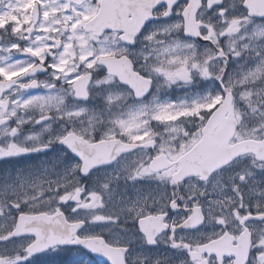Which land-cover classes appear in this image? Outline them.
<instances>
[{
  "label": "flooded vegetation",
  "instance_id": "1",
  "mask_svg": "<svg viewBox=\"0 0 264 264\" xmlns=\"http://www.w3.org/2000/svg\"><path fill=\"white\" fill-rule=\"evenodd\" d=\"M11 1L13 5L9 17L15 20L23 15L24 5L19 0ZM131 1L134 0H88V3L96 10L95 15L103 7L104 12L111 13L110 18L113 19L114 13H123ZM224 1L225 7L228 3L233 8L232 0ZM239 1V9L243 12L241 0ZM149 3L150 0H138V4L145 10ZM184 4L180 2L176 8L171 9L173 16L179 13L178 10ZM204 8L207 9L205 3L201 9ZM165 10L154 8L152 13L160 17L152 19L147 31L139 33L133 43L120 42L118 45L127 49V54L137 69L143 66L147 70L143 53L148 42L144 36L156 31L157 23L163 24L169 20L161 17ZM205 11L213 13V10ZM176 16L179 18V15ZM199 20L205 22L202 16ZM120 34H123L122 31ZM104 35H111V30L105 29ZM14 58L25 57L17 53ZM154 60L155 57L149 63H154ZM92 71L90 95L86 100H79L66 92L64 109L53 111L52 119L46 118L45 122L37 123L41 115L39 109L26 117L30 122L21 127L17 142L27 145L24 132L28 125L36 123L46 126L41 137L48 142L27 146L35 149L51 142V150L0 158V168L11 163H14L13 169L20 171L32 164L40 168L39 164L44 162V154L52 153L51 158H46L56 173L52 184L54 196L65 207L70 222H81L78 237L98 239L101 250L110 248L120 258L122 254L124 258L127 251V264H244L248 259L249 249H261L260 252H254V256L264 255V220L259 219L264 216V162L258 161L252 154L236 158L206 179L193 176L177 184L172 181V173L178 168L177 158H172L170 150L162 148L156 135H153L140 140H153L152 147L122 154L109 165L91 169L86 175L82 173V160L72 159L64 146L55 144L56 137L71 130L89 142H92L94 136L97 139L112 136L130 141L122 133L92 132V106L100 104L101 93L110 91L108 89L115 92L129 91L117 79L97 85L95 81L102 79L106 73L103 65ZM50 72V69L38 72L36 76L40 80L51 79ZM56 83L58 87H66L62 81ZM43 91L31 89L27 94ZM137 103L139 101L131 98V105ZM79 107H84L87 111L79 116L67 115L69 110ZM45 115L47 116V110ZM115 118L116 121L121 120L119 111L115 113ZM160 153L169 157L171 165L153 171L149 168V163ZM242 159L247 172L239 174L240 180H227L234 163ZM62 195L66 197L65 201L60 200ZM68 248L86 252L78 246ZM68 248L63 251L67 252ZM87 257V263L95 262L92 257ZM99 264L109 263L103 260ZM120 264H124V260Z\"/></svg>",
  "mask_w": 264,
  "mask_h": 264
},
{
  "label": "snow or ice",
  "instance_id": "2",
  "mask_svg": "<svg viewBox=\"0 0 264 264\" xmlns=\"http://www.w3.org/2000/svg\"><path fill=\"white\" fill-rule=\"evenodd\" d=\"M24 5L23 15L15 20H7L0 23V158L16 157L33 151L49 149L53 144L40 145L32 149L27 145L17 142L21 127L30 121L26 119L28 114L36 109L40 110V119L37 123L52 119L53 111H62L65 107L66 92L73 97L87 99L90 95L89 84L92 79L93 69L103 65L106 73L102 79L95 83H108L118 79L129 89V95L137 98L144 97L153 84V75L163 78L166 85H174L177 82L189 84L193 80V73L205 80L214 79L219 83L217 94L210 93L197 95L191 99L181 101L159 102L153 98L150 103H139L129 113V119L117 120L123 133L131 134V130L139 128L136 121L145 111L152 110L156 113V119L161 120L171 109L196 110L209 109V115L220 107V101L225 95L227 100L223 103L232 107V89L224 86L228 59L230 56L239 57L250 48L248 43L238 42L233 37L240 33L241 19L227 17V8L223 0H207L209 10L218 15V22L212 20L193 21L192 16L186 10H181L180 20L172 19L170 8H176L178 0H159L155 8H164V18L172 22L163 29L165 33H179L199 38L208 44L201 47L196 39H175L167 43L155 42L157 31H151L144 36L148 42L143 59L147 66L137 69L133 60L129 58L127 49L118 46L120 42L133 43L139 33L146 32L151 24V17L141 19L135 26L130 27L118 22L92 20L95 9L91 8L88 0H20ZM195 5L203 6L201 0H195ZM147 7H152L149 3ZM248 17H264V5L256 4L251 0H243L241 5ZM105 29H111V35H104ZM122 31V35L120 34ZM257 35L264 37V28ZM245 39V37H244ZM20 53L24 59H15V54ZM255 66L243 73L244 80L264 81V49H260ZM155 57L154 63H149ZM164 57V59H161ZM215 62H220L222 67L214 70ZM51 70V79L40 80L36 76L38 72ZM143 69V71L141 70ZM57 81H62L66 87H58ZM242 82V81H241ZM31 89H43V92L27 94ZM253 93H244L245 98ZM118 95L107 96L108 103H115ZM243 100L241 104H243ZM247 108V105H244ZM47 110V116L45 115ZM257 110H264V103L259 104ZM87 111L84 107L69 110L67 115H82ZM62 118V117H61ZM142 137H133L141 139ZM35 139L34 136L28 137ZM150 142V141H149ZM116 143L112 136L107 139L96 136L90 143L69 130L64 135L56 137L55 144L64 146L65 151L72 159L82 160L83 174H88L91 167L88 164L83 145L89 149H100L101 146ZM121 147L130 148L131 145L123 144ZM119 150V149H118ZM75 154V155H72ZM61 201L66 197L61 196ZM24 205L9 204L8 212L16 214L21 219H40L25 217ZM43 219L52 220L51 217ZM259 219L264 220V216ZM15 234L7 236L0 243L8 244L16 240ZM151 239V237H149ZM261 249H249L248 259L244 264H264V255L254 256V252ZM16 248H0V264H27L26 261L16 259ZM124 264H127V251H125Z\"/></svg>",
  "mask_w": 264,
  "mask_h": 264
},
{
  "label": "rangeland",
  "instance_id": "3",
  "mask_svg": "<svg viewBox=\"0 0 264 264\" xmlns=\"http://www.w3.org/2000/svg\"><path fill=\"white\" fill-rule=\"evenodd\" d=\"M20 1V0H19ZM235 1V0H234ZM232 1V6L227 8V17L241 19L240 33L233 38L241 43H248L250 48L245 50L241 56H230L227 64L225 77L229 75L223 83L227 88L232 89L234 94V108L238 114L239 125L235 138L245 137H261L264 135V110H257L259 104L264 103V81L259 80H244L243 73L252 69L258 62L257 54L260 49H264V37H259L257 33L264 28V20H248L244 18L241 11L238 10L236 3ZM13 5L11 0H0V23L7 20H12L9 16L10 8ZM9 17V18H8ZM202 17L205 22H218L219 17L215 13H203ZM172 19L178 20L177 16ZM169 20L163 24L156 25V31L159 33L155 37V42L167 43L175 39H183L179 33H165L164 27L170 24ZM245 37V39H244ZM2 42V41H1ZM201 47H203L201 45ZM164 59V57H161ZM222 67L220 62H215L214 70L218 71ZM154 87L150 96L143 102L150 103L153 98L159 102L181 101L184 99H191L197 95L210 93L212 96L219 92L216 89V82L214 79L205 80L193 73V80L189 84L177 82L174 85H166L163 83V78L153 75ZM242 81V82H241ZM251 92V97L245 98L244 93ZM110 94L118 95V100L115 103H108L107 96ZM100 104L92 106V132H108V133H122L127 138L133 137H147L156 135L160 141L162 148L170 150L172 156L178 155L180 152L186 150L199 137V128L206 118L209 109L196 110L192 112L190 109H171L161 120L156 119L158 113L148 110L142 113L136 123L139 128L131 130V134L123 133L119 125L116 124L115 113L117 111L121 114L122 120L129 119V113L135 109L139 104L129 105L128 95L122 92L104 91L101 93ZM243 100V104L241 101ZM244 105H247L245 108ZM46 126L36 124L28 125L25 130L27 145L34 146L37 144H44L46 141L41 137V133L45 132ZM34 136L35 139L29 140L28 137ZM42 139V140H41ZM142 152H140L141 154ZM49 155H52L50 153ZM30 159V158H29ZM47 162V158H43ZM49 163V162H47ZM244 159L234 163L230 169V178L227 180H240L239 174L247 172L244 166ZM41 167L36 168L34 164L28 166L27 169L20 171V169H13L14 163L0 168V233L9 236L11 225L14 221L12 213L8 212L9 204L24 205V211L42 210L45 212H52L59 207L58 200L51 193L53 184V169L47 168L42 164ZM225 195V193L223 194ZM27 241L24 239H16L3 244L0 248L15 247L16 259L26 261L27 264H57V259L61 257L65 251H51L42 255L37 259H31L27 253L24 252V246ZM87 260L82 254H75L73 259L74 264H86Z\"/></svg>",
  "mask_w": 264,
  "mask_h": 264
},
{
  "label": "water",
  "instance_id": "4",
  "mask_svg": "<svg viewBox=\"0 0 264 264\" xmlns=\"http://www.w3.org/2000/svg\"><path fill=\"white\" fill-rule=\"evenodd\" d=\"M188 1L189 3L184 10L190 13L193 21H196L195 15L199 6L195 5V0ZM251 2L264 5V0H251ZM101 14L106 16L105 12H101ZM194 39L200 40L199 38ZM231 95L233 97L232 93ZM227 99L228 96L225 95L223 101ZM223 101L220 103V107L216 108L215 112H212L209 116L202 129L201 138L179 158L180 167L173 174V179L176 182H180L194 175H199L204 179L213 171L230 163L236 157L247 153H252L258 160L264 161V137L262 139L246 138L232 144L230 143L238 123L233 107L229 108ZM115 141L116 143L101 146L99 150L89 149L84 145L82 146L91 168L109 164L120 154L145 145L124 143L120 140ZM123 144L131 145V147L123 148L121 147ZM25 217L40 218L21 219L18 217L16 226L12 231V234L17 236H34V240L26 247L29 254L35 255L56 245L64 246L76 243L88 249L96 258L102 259L103 252L97 245L92 247L93 242L91 240L82 239L76 242L70 241L71 236L78 230V227L65 221L61 212L54 214H26ZM43 217H51L52 220L43 219ZM108 255L109 260L112 262L110 259L111 252H108ZM120 262L121 258L117 256L114 264H120Z\"/></svg>",
  "mask_w": 264,
  "mask_h": 264
},
{
  "label": "clouds",
  "instance_id": "5",
  "mask_svg": "<svg viewBox=\"0 0 264 264\" xmlns=\"http://www.w3.org/2000/svg\"><path fill=\"white\" fill-rule=\"evenodd\" d=\"M0 239H5V237H3V236H0Z\"/></svg>",
  "mask_w": 264,
  "mask_h": 264
}]
</instances>
